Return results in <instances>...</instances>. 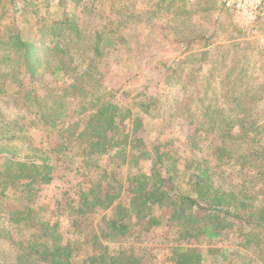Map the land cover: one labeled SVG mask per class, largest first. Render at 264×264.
Wrapping results in <instances>:
<instances>
[{"label": "rangeland", "instance_id": "1", "mask_svg": "<svg viewBox=\"0 0 264 264\" xmlns=\"http://www.w3.org/2000/svg\"><path fill=\"white\" fill-rule=\"evenodd\" d=\"M221 3L223 0H175L172 3L170 0H61V5H57V0H17L15 4L18 5H14L9 0H0V11L4 13L0 32L14 26L21 29L27 13L38 10L43 16L55 18L65 9L75 15L85 37L77 47L89 45L95 32L114 30L109 23L111 11L127 7L135 16L129 26L127 24L125 29L113 35L114 44L107 48L104 58L94 62L95 70L89 68L88 74L92 73V79L100 87L95 94H87L85 98L64 95V89H69L72 79L78 76L72 70L68 74L69 79L66 75L64 82H55L48 75L46 59H43L31 81L24 71H12L16 63L1 60L0 50V71H8L0 79L5 83L4 92L0 93V112L12 126L7 130L19 136L9 145L20 156L34 154L31 146L44 149L52 167L50 180L35 186L37 189L32 192V197L14 196L11 188L6 191V212L0 218V262L12 264L19 254L14 249V242L27 239L33 233L41 235L40 229L44 225L49 227L48 240L51 243L80 242V248L74 251L76 261L94 253L90 245L84 246L83 243L85 238L90 240L91 235L101 234L103 212L82 215L75 208L86 183L95 178L81 161L97 155L83 157L82 151H88L89 145L81 134L85 130L90 132V128L85 127L96 112L99 95L105 99L112 97L111 101L126 115L114 137L123 141L122 135H126L125 150L130 144L137 145L149 155L130 169L121 164L116 154L117 146L107 155L93 157L92 163H113L115 175L122 184L129 171L149 174L152 162L160 154L163 166L157 165V168L162 174L164 169L169 171L177 191L190 189L189 183L194 180L191 177L203 160L209 161L214 169L215 187L229 190L242 186L251 192L263 186L252 169H241L225 158L217 164L209 156L212 148L219 146L218 138L207 130L201 108L213 103L209 99L216 97L217 111L226 113L231 107L222 96L230 95L233 90L247 92L259 98L253 112L259 116L264 114V21L245 25L232 12L224 10ZM11 19L14 24L10 23ZM192 34H213L214 43L204 62H196V56L187 58L200 51L198 43H188ZM118 38L123 43L118 42ZM64 39L66 41L62 43L70 42H67L69 38ZM45 41L48 43V39ZM232 43L239 45L232 47ZM68 55L71 56L70 69H73L77 54L69 52ZM236 61V70L244 67L248 76L245 81L232 85L230 81L234 73L227 76L225 71ZM86 68L88 65L80 70ZM83 79L88 81L85 75ZM224 79L227 81L222 85ZM203 92L207 93V101L198 105L195 98ZM36 97L44 103L47 122L39 120L34 115L36 110L30 109L31 106L37 108L33 102ZM150 97L155 98L156 109L144 113L137 103ZM92 103L96 106H90ZM61 104H64L63 108ZM79 135L81 139H78ZM166 187L169 189L171 185L167 183ZM259 198L264 202L263 196ZM29 207L34 213L27 212ZM170 211L169 207L156 206L152 214L160 219V226L145 232V222H141L132 227L128 237L103 244L112 252L130 248L133 253L143 255L144 264H170L171 249L176 246L200 250L201 264H264V247L256 251L236 246L241 226L222 232L211 242L205 239L183 241L179 238L176 224L170 221ZM11 213L21 222L9 224ZM232 258L235 260L233 263Z\"/></svg>", "mask_w": 264, "mask_h": 264}, {"label": "trees", "instance_id": "2", "mask_svg": "<svg viewBox=\"0 0 264 264\" xmlns=\"http://www.w3.org/2000/svg\"><path fill=\"white\" fill-rule=\"evenodd\" d=\"M173 1L175 0H170L171 3ZM9 2L18 5L15 4L17 0H9ZM26 5H28L27 2ZM45 5L48 6V3ZM57 5H61V0H57ZM222 6L224 7L221 3ZM223 9L231 13L229 9L225 7ZM39 12L37 10L27 13L22 21L21 29L14 26L6 32H0L1 60L6 63H16L12 71L18 73L24 71L33 81L36 69L42 63L41 60L46 59L43 61L48 75L52 76L55 82H64L63 79L71 70L78 75L72 79V86L64 89V95L85 98L87 94H95L100 84L92 79V73H88L91 69V71L95 70L94 62L104 58L107 48L114 44L113 35L118 34L126 28L127 24L129 26L134 21V14L127 7L111 11L109 23L114 30L109 28L107 32H102L103 29L95 32L89 45L86 43L77 47L85 37L82 35L75 15L67 13L65 9H62L61 14L55 18L43 16ZM3 15L4 13L0 11V21ZM34 21L36 24H33ZM262 21L264 19L257 24ZM10 23L14 24V21ZM64 38H69L67 42H70L62 43L66 41ZM190 39L188 43H198L200 51L188 55L187 58L196 56V62L206 61L209 48L214 43L213 34H192ZM116 40L123 43V40L119 38ZM230 45L236 47L239 44ZM69 52L77 54L73 69L69 66L71 63ZM237 63L238 61L232 63L225 71L227 76L228 73H234V78L230 81L232 85L245 81L248 76L244 67H238L236 70ZM85 65H88V68L81 71L80 69ZM79 70L81 72H78ZM7 73L8 71H0V79ZM84 75L88 77V81L82 80ZM226 81L227 79H224L221 84L224 85ZM4 88L5 83L0 81V93L4 92ZM206 94L203 92L195 98L198 105L207 101ZM222 97L228 102L227 106L231 107L226 113L223 110L217 111L216 97L209 99L213 102L211 105L208 103L201 107L203 116L206 118L207 130L214 133L219 141V146L212 148L209 156L217 164L225 158L232 160L241 169H252L255 177L263 182L260 189L250 192L242 186L229 190L215 187L214 169L209 161L203 160L191 177L194 180L189 183L190 189L187 192L179 191V189L177 191L169 171L164 169L162 174L157 168V165L163 166L160 154H157L156 160L152 162L153 166L149 174L142 171H129L122 184L115 175L113 163H92L93 157L107 155L117 146L116 154L120 157L121 164H126L130 169L136 167L140 160L148 158L149 155L138 149L137 145L130 144L125 150L126 135H122L123 141L114 137L117 136V131L126 115H123L121 108L111 101L112 97L105 99L104 96L99 95L100 101L96 112L90 116L88 121L90 124L85 127V129L90 128V132L86 133L85 130L81 134L89 145L88 151H82L83 157L97 155L81 161L94 173L95 178L86 183L75 208L82 215L103 212L100 218L101 234L99 236L93 234L90 240L85 238L83 243L84 246L90 245L89 248H93L94 251L90 250L94 253L76 261L77 256H74V251L80 248V242L51 243L48 240L49 227L43 224L44 228L40 229L41 235L33 233L27 239L14 242V249L18 250L19 254L16 255L12 264H144L143 255L133 253L130 248H120L112 252L103 242L108 243L128 237L132 227L141 222H145V232L160 226V219L152 214L156 206L171 209L170 221L176 224L179 238L183 241L198 242L205 239L206 242H211L219 238L222 232L234 226H241L236 246L239 249L261 250L264 247V202L259 197H264V114L259 116L253 112V106L259 99L255 95L247 92L237 93L233 90L230 95ZM33 102L37 108L29 107L32 111L36 110L34 115L42 122H47V115L43 111L45 107L42 106L44 103L38 97L33 98ZM63 106L64 104L60 105L61 108ZM90 106L94 107L96 103ZM137 106L147 113L150 109H156V100L150 97L145 102L137 103ZM136 123H139V119H136ZM8 127L12 126L0 112V218L6 212L4 200L9 188L14 196L18 194V197H32V192L37 189L35 186L46 184L50 180L49 174L52 170L44 149H35L31 146V151L35 153L24 156L12 151L13 148L9 144L19 139V136L7 130ZM81 135L78 139L82 138ZM167 183L171 185L169 189L166 187ZM27 212L34 213L32 208L27 209ZM28 213L25 214L26 217ZM14 215L8 220L9 224L21 222ZM169 261L170 264H201V253L195 247L176 246L171 249ZM231 262L235 260L232 258ZM0 264L5 263L0 262Z\"/></svg>", "mask_w": 264, "mask_h": 264}, {"label": "built area", "instance_id": "3", "mask_svg": "<svg viewBox=\"0 0 264 264\" xmlns=\"http://www.w3.org/2000/svg\"><path fill=\"white\" fill-rule=\"evenodd\" d=\"M223 4L245 25H256L264 19V0H223Z\"/></svg>", "mask_w": 264, "mask_h": 264}]
</instances>
